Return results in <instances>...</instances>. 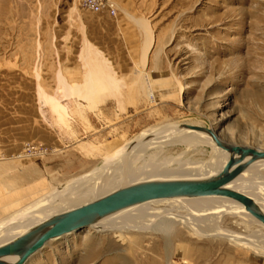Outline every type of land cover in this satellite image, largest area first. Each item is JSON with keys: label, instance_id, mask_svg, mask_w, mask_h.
Wrapping results in <instances>:
<instances>
[{"label": "rangeland", "instance_id": "1", "mask_svg": "<svg viewBox=\"0 0 264 264\" xmlns=\"http://www.w3.org/2000/svg\"><path fill=\"white\" fill-rule=\"evenodd\" d=\"M102 1L115 14L81 0H0V191L21 199L0 209V220L36 199L41 184L63 187L88 173L97 186V174H108L106 157L151 127L200 124L225 141L264 149V0ZM89 55L110 72V90L91 100L68 97L58 74L79 88ZM40 86L67 116L43 104ZM212 151L174 141L147 149L137 164L190 168ZM253 181L264 185V173ZM171 212L159 218L169 220V231L86 227L47 241L26 264H264L253 247L200 235L180 222L186 210ZM220 225L239 235L264 231L231 214Z\"/></svg>", "mask_w": 264, "mask_h": 264}, {"label": "bare ground", "instance_id": "2", "mask_svg": "<svg viewBox=\"0 0 264 264\" xmlns=\"http://www.w3.org/2000/svg\"><path fill=\"white\" fill-rule=\"evenodd\" d=\"M87 61L89 71L86 74L85 82L77 89L72 87L61 73L58 74L60 82L64 85V90L68 97L80 96L86 100H91L95 98L97 94L110 90L108 86L109 83H107V75L110 72L106 66L90 55ZM39 97L44 105L48 104L52 110L58 114L60 117L59 119H63L64 116H67V106L63 105L58 98L49 95L41 86L39 87ZM180 123L185 122L168 123L159 127L145 129L138 137L124 144L115 153L107 156L103 169L106 170L108 174L104 176V178H102V172L97 174L96 178L98 180L96 181L98 183L95 187H90L89 181H86L87 179L89 180L88 173L73 179L72 182H69L63 187L62 185H58L49 188L45 186V184H41L38 189H34L35 193H40L36 199L31 202L29 201L14 212H10L11 214L7 219L0 220V245L23 233L38 222L57 213L66 211L75 205L98 197L118 186L153 178L205 177L220 170L226 162L230 152L218 147L208 132L191 129ZM217 136L219 135L217 134ZM174 141L175 143L176 141H182L189 146H196L202 143L209 144L213 148L212 155L205 164L193 165V167L191 166L190 168H185L186 166H183L184 168H170L169 166H156L153 164H149L145 167L138 166L137 162L142 157L144 151L154 147L162 150L167 144L174 143ZM116 172H119L120 175L118 179H115V187H111L115 181L113 179V173ZM263 173L264 160L253 162L230 182L229 185L251 195L264 209V185L259 183L255 184L253 181L256 176H260ZM102 189L105 190L102 192ZM70 190H74L75 192L71 193ZM16 194L17 193L14 192L4 191L5 196L1 197L0 191V209H2V211L14 207L21 201L20 198L15 197ZM162 201L170 203L172 208L160 209L152 206V203ZM181 209L186 210L188 213L181 218L183 219L182 221H180L181 219L177 220L173 218L171 220L172 223L180 221L186 227L200 235L211 234L215 236H225L233 241H239L241 244L253 247L258 255L264 257V231L260 232L259 230L254 231L250 229L252 223H258L263 229L264 225L247 211L242 203L223 196H175L150 199L102 216L89 224L87 228H93L97 232H125L127 229H158L166 231L169 227L168 223L166 225V222H169V220L160 221L159 218L166 211H179ZM167 214L169 213L167 212ZM205 214L209 215L205 216ZM224 214L235 216L238 223L243 224V226L250 229L252 233L249 235H239L234 231L223 229L220 225V219ZM71 233H73V231L51 238L50 240H56L63 235ZM34 254H36V252L31 254L23 264H26ZM3 259L12 261L16 259V256L7 255L4 256Z\"/></svg>", "mask_w": 264, "mask_h": 264}, {"label": "water", "instance_id": "3", "mask_svg": "<svg viewBox=\"0 0 264 264\" xmlns=\"http://www.w3.org/2000/svg\"><path fill=\"white\" fill-rule=\"evenodd\" d=\"M180 124L208 132L218 147L230 152L220 170L205 177L153 178L118 186L98 197L52 215L0 245V264H23L51 238L84 229L111 212L156 198L207 195L227 197L242 203L245 209L264 225V209L259 203L251 195L229 185L247 166L264 160V149L227 142L217 136V132L209 126ZM7 255H15L16 259L6 261L3 257Z\"/></svg>", "mask_w": 264, "mask_h": 264}, {"label": "built area", "instance_id": "4", "mask_svg": "<svg viewBox=\"0 0 264 264\" xmlns=\"http://www.w3.org/2000/svg\"><path fill=\"white\" fill-rule=\"evenodd\" d=\"M81 5L94 11H100L102 7L105 6L110 13L115 14L116 12L113 3L109 1L103 2L102 0H81Z\"/></svg>", "mask_w": 264, "mask_h": 264}, {"label": "crops", "instance_id": "5", "mask_svg": "<svg viewBox=\"0 0 264 264\" xmlns=\"http://www.w3.org/2000/svg\"><path fill=\"white\" fill-rule=\"evenodd\" d=\"M99 18H100V21L103 20V17H102V16H99ZM100 21H99V22H100ZM85 41H86V40H84V43H85ZM84 43H83V44H84ZM82 46H83V45H82ZM81 51H82V48H81ZM81 51H80V53H81ZM112 68H113V67H112ZM113 70H114V69H113Z\"/></svg>", "mask_w": 264, "mask_h": 264}]
</instances>
